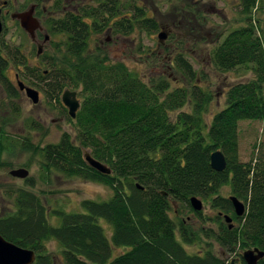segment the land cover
I'll return each mask as SVG.
<instances>
[{"label":"trees","instance_id":"trees-1","mask_svg":"<svg viewBox=\"0 0 264 264\" xmlns=\"http://www.w3.org/2000/svg\"><path fill=\"white\" fill-rule=\"evenodd\" d=\"M30 1L37 14H49L47 31L63 37L55 44L56 56L47 63L48 70L38 75L39 82L59 104L68 88L79 89L83 101L76 118H67L75 139L65 132L59 142L42 147L26 137L16 141L3 124L0 154L32 152L41 159L42 175L57 172L102 184L113 195L104 202L81 201V212L59 209L50 214L33 191L8 190L11 207L0 210V236L33 251L34 264H56L47 246L51 241L60 246L63 264H231L207 242L202 252L190 254L185 246L196 245L200 236L215 240L234 264H245L246 250L264 252V153L247 163L239 156V123L264 120V29L256 18L264 14V0H236L241 26L215 37L209 54L214 68L222 73L245 70L252 79L229 87L225 109L209 122L205 115L213 95L198 84L197 71L182 52L170 64L186 85L173 88L164 77L146 82L124 63L111 62L102 48L90 50L92 37L105 33H159L160 23L149 15L143 0H93L95 4L73 10L65 8L66 0H50L47 9L39 10L44 0ZM174 1L188 2V10L193 7V0ZM22 47L0 35V84L11 98L19 95L6 73L11 64L22 75L36 70L30 68ZM186 106L190 112L183 111ZM216 150L227 162L223 172L210 164ZM85 152L111 174L92 168ZM25 183L29 188L35 185L32 177ZM226 186L245 204L243 217L236 216L230 197L220 195ZM194 197L218 212L209 221L218 223L219 231L195 230L183 217L182 209H187L206 222L202 211L191 205ZM223 214L239 226L230 229ZM50 215L60 220L58 227L50 223ZM101 221L111 226L110 237ZM115 250H120L117 255Z\"/></svg>","mask_w":264,"mask_h":264},{"label":"rangeland","instance_id":"rangeland-1","mask_svg":"<svg viewBox=\"0 0 264 264\" xmlns=\"http://www.w3.org/2000/svg\"><path fill=\"white\" fill-rule=\"evenodd\" d=\"M51 3L50 0H44L38 10L43 6L47 9ZM65 3L67 10H73L78 5L95 4L93 0H66ZM142 3L149 15L156 18L160 23L159 33L146 35L136 32L127 37L105 33L92 37L90 50L102 48L109 55L111 62L124 63L146 82L164 77L171 82L173 88L186 85L182 76L170 64L171 58L178 52H182L197 71L198 84L213 95V101L205 115L206 121H211L215 114L225 109V95L229 87L252 79V74L245 70L228 73L217 71L209 56L217 34H223L225 37L231 30L241 26L242 23H240L236 8L237 1L193 0L191 10L187 9L188 2L143 0ZM32 6L30 0H0L1 20L4 26L1 36L4 35L11 45L20 46L23 44L22 49H24L30 68H36L34 72L23 71L21 68L25 75H22L14 64L8 68L7 76L12 85L19 91V95L16 98H11L0 84V126L4 124L8 134L16 141H22L26 137L31 140L32 144L43 147L59 142L65 132L75 139L76 132L73 125L67 121L70 116L68 109L62 103L63 93L60 94L59 104L54 100L53 97L55 96L51 97L49 87L38 80V75L42 71L48 70L47 63L52 62V58L56 56L55 44L59 43L63 37L51 35L47 31L44 24L49 15L47 12L34 14L42 25V30L36 32L35 38H31L21 28L19 22L12 19L13 14L27 11ZM256 18L260 19L264 29V14H256ZM159 35H162V41L159 39ZM39 50L40 53L38 54ZM18 81H22L26 86L39 92L40 101L38 104H34L24 91H20ZM68 89L77 92L81 104L83 99L80 90ZM183 111L190 112L191 110L186 106ZM33 122L37 125H34ZM262 151L264 153V120L240 122L239 156L241 162L247 163L256 159ZM40 160L38 155H33L32 152L23 153L19 149H16L14 155L0 154V210L2 213L11 207V200L6 191L15 190L19 187L36 193L50 214L52 210L59 209L68 212H81V201L104 202L113 195L111 189L102 184L85 182L77 178H67L57 172L44 176L39 167ZM17 169L28 170V177H32L34 180L33 188L26 186L25 179L11 176L10 172ZM220 195L230 197V188L224 187ZM200 200L203 203L201 211L206 222H201L187 209H182L183 217L195 230L204 227L219 231V224L209 221L214 219L218 212L212 210L207 201ZM175 208L178 210V205H175ZM224 215L229 214L222 215V221L229 225L225 221ZM50 219L53 226L58 227L61 223L58 218L51 217ZM101 224L110 237L111 226L105 221H101ZM232 224L234 227L239 226L234 220ZM200 238L196 245L185 246L190 254L202 252L204 248H207V242L212 244L217 255H223L224 258L231 261V256L226 255L215 240L205 239L203 236ZM47 246L55 263L63 264L60 246L54 241L49 242ZM118 251L115 250V255L118 254Z\"/></svg>","mask_w":264,"mask_h":264},{"label":"water","instance_id":"water-1","mask_svg":"<svg viewBox=\"0 0 264 264\" xmlns=\"http://www.w3.org/2000/svg\"><path fill=\"white\" fill-rule=\"evenodd\" d=\"M2 8L0 7V35L3 33L4 26L1 20ZM35 6H32L29 10L15 13L12 15V19L17 20L21 28L26 31L31 38H35L36 32L42 30L40 21L34 16ZM47 39V38H46ZM159 39L162 41V35H159ZM40 53V50L38 54ZM18 87L20 91H24L26 96L34 103L38 104L40 101L39 92L31 87L26 86L22 81H18ZM62 103L68 109L70 118H76V114L80 109V101L77 97V92L70 89H66L62 95ZM85 159L87 163L98 172L102 174H111L110 169L95 160L89 152H85ZM210 164L213 170L216 172H223L227 168V162L220 150H216L211 154ZM11 176L26 179L29 175L26 169H17L10 172ZM229 201L231 202L234 212L237 217H243L246 213L245 204L234 196H230ZM191 205L195 211H201L203 209V203L200 199L194 197L190 200ZM225 221L229 224V228L232 229L233 219L229 215H224ZM242 258L245 264H259V261H263L264 264V252L259 249H250L242 253ZM35 253L28 249H23L11 242L6 241L0 236V264H34ZM231 261V264H234Z\"/></svg>","mask_w":264,"mask_h":264},{"label":"flooded vegetation","instance_id":"flooded-vegetation-1","mask_svg":"<svg viewBox=\"0 0 264 264\" xmlns=\"http://www.w3.org/2000/svg\"><path fill=\"white\" fill-rule=\"evenodd\" d=\"M4 7V6H3ZM38 11H37V9H36V7H35V13H37ZM263 262V261H262Z\"/></svg>","mask_w":264,"mask_h":264}]
</instances>
